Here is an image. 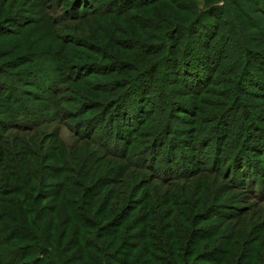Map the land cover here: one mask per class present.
Listing matches in <instances>:
<instances>
[{
  "label": "rangeland",
  "instance_id": "374dc122",
  "mask_svg": "<svg viewBox=\"0 0 264 264\" xmlns=\"http://www.w3.org/2000/svg\"><path fill=\"white\" fill-rule=\"evenodd\" d=\"M0 88V216L69 264H264V0H0Z\"/></svg>",
  "mask_w": 264,
  "mask_h": 264
},
{
  "label": "trees",
  "instance_id": "16d2710c",
  "mask_svg": "<svg viewBox=\"0 0 264 264\" xmlns=\"http://www.w3.org/2000/svg\"><path fill=\"white\" fill-rule=\"evenodd\" d=\"M74 9L76 10L78 8L74 7ZM93 10L96 11L97 9H92L90 11L93 12ZM85 14L86 13H81L79 16H83ZM33 18L36 19V17H33ZM37 23L38 22H36V21H34V22L31 21V22H29L28 26H33L34 24H37ZM45 25L49 26L50 24L49 23H45ZM174 29H175V27H174ZM48 32H50V29H48ZM30 57H31L30 64H31L32 68L35 70L34 74L38 78H41V76L42 77H47L46 79L48 80V77L49 76L51 77L50 69L52 68V66L50 64L46 65L45 62H51V61L50 60H44V59H41V58H37V57H35V55H32ZM188 70L189 69L186 68L185 72H187ZM29 73L30 72H28L26 74L29 77H32L31 74H33V73H31V74H29ZM57 77H58V75H57ZM57 77L56 78L55 77H51V78H53L55 83L57 82ZM14 78H16V76ZM32 80H34V79H32ZM47 84H48V82H46L45 87H47ZM1 89L2 88H0V96L1 95L3 96L4 93H2ZM10 92L11 91L9 90V93ZM9 93L7 94L8 95L7 96V102L9 103V105L12 104V106H14L13 103H11V102L13 100V97L16 96V95L14 93L13 94H9ZM30 93H33V92L23 91L22 94H23V96H25L26 94H30ZM33 96H35V95H33ZM20 98H23V97H20ZM17 102L19 104H16V105L23 106L25 108L26 112H27L29 106H27V104H25L26 101H24V102L17 101ZM49 106H52V105H49ZM30 112H31V115H33L32 119H34V118L42 119L43 118L42 115H44L45 113H50L52 111L50 109H47V108L42 111V110H38V107H36V109L35 108L31 109V107H30V110L28 111L27 114H30ZM27 120H29V119L27 118ZM16 124L17 125L15 126V128L27 129V128L21 126V125L26 126V125H28L30 123L24 121L23 123H16ZM86 137H87V139H89L91 141L99 143L96 140H92L89 135H87ZM104 144L105 143H103V144L99 143L98 147L100 149H102V150L103 149L105 150L107 145H104ZM130 149H132L131 146H129L128 149L123 151V152L121 150V152L124 153V154L116 153V154L119 155L118 158L122 159L124 162L126 161V163H127V165H125L123 168H127V170H129L132 167V168H135L137 170H148V171H151V169L145 165L146 160H144V158L142 157V155L145 154V152H142V153L139 152L138 154H139V156H141L140 159H138V161H132V159H130V157L128 155L129 154L128 150H130ZM116 154L114 152V156ZM134 156H135V153H134ZM168 173H169V171H167V174ZM163 174H165V173L163 172ZM157 178H160V177H157ZM168 178L169 177H167V178H162L161 177L158 181L159 182H164V180H166ZM181 178H184V177H180L178 179H181ZM22 191H24V192H22ZM37 191H38V188H37ZM21 192H22V194L24 196L25 204L26 205L30 204L31 211H33L34 210L33 206L35 205L33 202L35 201V202L38 203V200H36V198H33V202H32L31 198L28 197L30 195L29 191H25L24 189H22ZM125 206H126L125 208L128 207L127 209L130 210L131 206L129 205L128 202H126ZM126 210L122 213V215L117 214V216H115V219L110 221V222H108L106 224V226L109 227V228L112 225L116 226V224L113 223V222H115L116 219H118L121 216H123L124 213L126 212ZM25 214H27V212H25ZM13 222H15V223H13ZM17 224L20 227L16 228ZM107 227L104 228V232L105 233L109 231V228L107 229ZM99 229H100V227H99ZM155 229H157V227L153 226V227L150 228V231L154 232ZM147 230H148V228H147ZM135 236H138V234L135 233ZM121 240H122V243H125L124 237H122ZM92 241H94V243H95L94 244L95 247H92V248H94L97 251L98 254L100 252V256L99 257L95 256V255L91 256V255L88 254V256H87L88 258L86 259V263H84V264H90V263H88V261H90V260H93L97 264H108V262L106 260V253L104 254V251L106 249V245L105 246L104 245H100L96 238H94ZM15 242H19V243L16 244V245H13V244H15ZM49 244H51V243L48 242V245H47V243L45 241V238L41 234L33 232L32 229H30L23 222L21 217H20V219H19V217L18 218L14 217L12 219H9V218H7V216H0V264H2L1 260L4 259V258H7V257L10 258L9 259L10 262L9 263H5V264H69V262L75 260L74 257H71V258H68V259L62 258L58 254V252L55 251V249H53L52 247L49 246ZM133 246H135V245H132V247ZM76 258H78V257H76ZM168 263L171 264L172 261H170ZM126 264H129V263L127 262ZM183 264H185V263H183Z\"/></svg>",
  "mask_w": 264,
  "mask_h": 264
}]
</instances>
